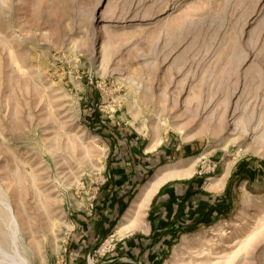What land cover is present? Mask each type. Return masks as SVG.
I'll list each match as a JSON object with an SVG mask.
<instances>
[{"label":"rangeland","instance_id":"1","mask_svg":"<svg viewBox=\"0 0 264 264\" xmlns=\"http://www.w3.org/2000/svg\"><path fill=\"white\" fill-rule=\"evenodd\" d=\"M180 145L194 151L177 162ZM163 150L100 261L130 264L147 204L180 176L204 219L134 260L264 264V0H0V264H63L119 164Z\"/></svg>","mask_w":264,"mask_h":264},{"label":"crops","instance_id":"2","mask_svg":"<svg viewBox=\"0 0 264 264\" xmlns=\"http://www.w3.org/2000/svg\"><path fill=\"white\" fill-rule=\"evenodd\" d=\"M173 151L170 157H174V161H183L191 152L194 151L193 147L187 145H180L172 147ZM132 153V152H130ZM137 153V152H136ZM141 160L143 164L139 166L130 163H120L119 169L115 180L108 183L107 187H110L115 193V197L112 198L105 195V183L102 186L101 192L95 201L92 209L85 211L81 214H76L75 223L73 224V232L71 233L70 243L67 251V264H79L84 261L86 254L92 248H94L104 237L109 229V226L113 220L120 217V213L128 206L129 200L126 195L134 185H139L140 181L137 179L144 176L148 177L151 171H153L154 162L165 158L166 153L159 151L153 153L151 151H143ZM168 158V157H167ZM135 170L136 173H133ZM191 177L183 178L180 176L168 179L163 183L158 190L153 194L148 208L146 211L145 224L139 228V232L142 236L133 237L126 243V249L129 248L131 251L130 256L133 260H129L130 264H147L146 261H136L135 258L143 251V240L147 242V245L154 247L156 244L153 243L152 234L155 232L166 231V232H178V223L187 219L186 224H194L202 221L204 218L192 219L190 207V199L194 196V192H199L195 189L194 181ZM187 180V181H176L175 180ZM110 189H108L109 191ZM201 195V193H198ZM197 195V194H196ZM198 196V195H197ZM207 202L206 194L201 195L198 201ZM215 207L209 204L205 207V211H209V208ZM125 216V215H124ZM123 216V220L125 217ZM190 220V221H189ZM145 239V237H147ZM105 264V259L100 263ZM116 264V263H113Z\"/></svg>","mask_w":264,"mask_h":264},{"label":"built area","instance_id":"3","mask_svg":"<svg viewBox=\"0 0 264 264\" xmlns=\"http://www.w3.org/2000/svg\"><path fill=\"white\" fill-rule=\"evenodd\" d=\"M105 256V242L101 243L97 249L90 250L86 254L84 261L80 262L79 264H100L101 258ZM63 264H67L66 258L63 260Z\"/></svg>","mask_w":264,"mask_h":264},{"label":"bare ground","instance_id":"4","mask_svg":"<svg viewBox=\"0 0 264 264\" xmlns=\"http://www.w3.org/2000/svg\"><path fill=\"white\" fill-rule=\"evenodd\" d=\"M167 176V175H166ZM158 177V176H157ZM155 179V178H154ZM163 181V180H162ZM150 182H152V181H150ZM151 185V184H150ZM149 188H151V187H149ZM148 189V188H147ZM141 198V197H140ZM139 202V201H138ZM140 203V202H139ZM139 205V204H138ZM148 205V204H147ZM10 208V207H9ZM11 214V213H10ZM20 258V259H19ZM18 259H19V261H18V264H29L28 262H27V260L25 259V258H23V257H19Z\"/></svg>","mask_w":264,"mask_h":264},{"label":"trees","instance_id":"5","mask_svg":"<svg viewBox=\"0 0 264 264\" xmlns=\"http://www.w3.org/2000/svg\"><path fill=\"white\" fill-rule=\"evenodd\" d=\"M193 181H195V180L193 179Z\"/></svg>","mask_w":264,"mask_h":264}]
</instances>
